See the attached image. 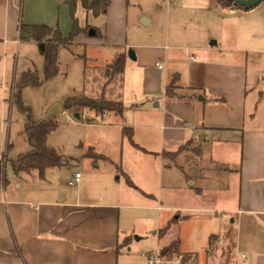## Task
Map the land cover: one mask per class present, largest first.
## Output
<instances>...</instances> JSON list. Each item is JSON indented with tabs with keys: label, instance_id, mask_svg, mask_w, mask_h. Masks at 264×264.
<instances>
[{
	"label": "crops",
	"instance_id": "1",
	"mask_svg": "<svg viewBox=\"0 0 264 264\" xmlns=\"http://www.w3.org/2000/svg\"><path fill=\"white\" fill-rule=\"evenodd\" d=\"M171 5L172 1L170 8ZM229 12L234 14L232 18H237L235 10ZM257 12L254 8L239 13L244 24L242 35H237V21L229 22V29L221 39L218 37L210 44L219 47L215 51L208 46L195 49L200 57L197 58L179 44L169 46V31L161 37L129 31L123 24L121 4L116 0H111L106 15L97 18L87 15L79 5L77 16L81 25L80 18H84L85 23L100 31L102 38L79 36L75 44L80 53L74 56L83 62L84 69L82 92L78 95L105 98L126 106L122 116L104 115L112 116L113 124L102 123L96 127L111 131L114 136L123 134L124 128H132L133 137L137 136L134 140L137 147L130 144L139 152L133 156L134 161L142 164L143 169L149 159L158 162L159 187L157 197L152 195L151 198L157 201L160 197L162 203L172 199L174 190L167 188L163 170L166 175V166L176 161L182 152L197 154L185 150L175 159L167 156L177 153L184 145L201 150L199 161L208 158L212 164L240 166L239 172L238 169L233 172L239 173L238 204L217 212L234 214L238 230L236 251L246 264H264V38L255 42V46L239 44L240 39H255L264 28V14ZM141 19L145 26L154 23L153 18L143 14L139 21ZM22 21L51 27L59 25L64 34L71 30L68 5L60 0H0V80L6 82L9 79L8 52L21 42ZM131 50L134 59L128 56ZM120 54L126 56L125 68L109 79L107 67ZM226 55L234 57L228 59ZM169 84L177 86L182 96H190L189 89L194 88L195 96L168 98L165 90ZM214 96L225 99L226 104L209 103ZM4 102L0 94V129ZM202 132L206 135L203 141L210 135L211 158L207 155L209 149L196 148L193 144L195 136ZM104 156L107 159L98 160L116 163L110 156ZM105 167L98 165L94 170H86V178L82 175L73 186H69L68 181L71 189L67 192L61 189L60 181L49 182V187L32 191L30 198L12 197L5 202L13 231L11 236L0 231V264H119L121 249L118 252L117 245L126 239L121 225L122 209L132 206L123 202L122 194H125L122 192L128 189L122 190L124 185L122 179L116 177V170L106 171ZM55 169H47L44 176ZM201 179L204 184L195 194L199 195L195 202L202 205L206 204L200 201L203 199L219 200L226 193L230 196L238 185L208 188L209 182L204 176ZM138 183L139 187H145L144 178L139 177ZM186 192H177L173 207L157 206L154 210L178 213L184 205H189L185 201ZM142 193L148 194L145 190ZM127 195L131 200V195ZM155 200L143 202L144 206L137 208L151 209L146 205L156 203ZM15 246L21 248L20 257L13 252ZM2 248L10 253L6 254Z\"/></svg>",
	"mask_w": 264,
	"mask_h": 264
},
{
	"label": "rangeland",
	"instance_id": "2",
	"mask_svg": "<svg viewBox=\"0 0 264 264\" xmlns=\"http://www.w3.org/2000/svg\"><path fill=\"white\" fill-rule=\"evenodd\" d=\"M116 3L121 4L123 24L126 28L128 27L129 31H144L155 34L156 37H161L162 34L169 31L171 40V43H168L169 46L179 44L182 48L190 50V56L192 54L197 58L200 57L195 49L208 46L215 51L219 47H211L210 44L217 41L218 37L221 39L222 34L229 29V22L237 21L238 37L243 32L244 24L241 23L239 14L243 11L236 10L237 18H232L234 14L229 12L228 9L220 7L215 0H116ZM80 7L83 8L81 5ZM255 8H257V14H264V1ZM142 14L147 18H153L154 23L145 26L143 19L139 21ZM80 19L83 22L82 25H84V18ZM223 20L226 23H223ZM69 24L72 26L71 21H69ZM256 35L255 39H240L239 44L255 46V42L263 40L264 28ZM81 36L86 37V39L94 38L90 35V32L89 35L82 34ZM208 36H212V38L208 39ZM76 47L77 45L74 44L69 48L60 49V73L58 76L46 81L42 86L26 87L21 93L24 104L31 109L35 120L57 123L56 129L47 138V144L57 148L69 165L64 166L62 169L56 168L54 172H47L44 176L45 179L39 178L36 171L31 174H16L11 166L7 165L5 169L6 183L2 184L0 191L1 234L6 235L5 232H7V235L11 236L13 231L6 215L8 204L5 202L9 199L12 197L19 199L21 196L30 198L29 194L32 191L49 187V182L56 184L60 181L63 186V188H60L67 192L71 189L67 182L72 180L76 172H80L86 178V170H94L95 166L100 165L106 166V171L116 170V177H120L124 185L122 190L128 189L126 192H122L125 194V196L122 194L123 202L128 206H132L122 209L121 225L126 232V237L129 238V242L127 240L128 245L120 250L119 264H148L149 257L159 258V264H180L181 255L172 257L160 255L161 251L167 252L166 248L170 241L174 239L181 241L180 251L182 253L193 254L191 264L221 263L220 246L214 248L213 251L209 250L212 248L209 244V236L221 233L228 222L232 225L235 224L232 222L235 217L234 214L221 213L217 210L231 209V207L238 204L239 182L237 180L239 173L235 174L233 172L236 169L239 172L240 166L238 165V168L232 165L220 166L219 164L210 163L208 158L199 161L201 155L182 152L176 161L166 166V175V170H163L164 176H167L165 181L167 188L174 190L172 199L162 203L160 197L157 198V201L155 198H151L152 195L157 197L159 164L149 159L145 162L143 169L142 164L138 165L134 161L133 156L139 154L138 150L134 148L137 136L132 139L124 134L114 136L113 132H107L96 127L102 123L113 124L111 123L112 116H100L87 108H66L64 106V100L68 96L78 95L82 92L84 69L83 62L74 58V54L80 53ZM226 57L231 59L234 56L226 55ZM7 60L8 82L0 80V94L5 99L0 129V160L4 156L9 160L15 159L19 155L27 154L32 150L25 132L26 115L12 105L10 98L15 78L23 72L36 71L43 80L44 68L43 57L37 44L33 42L21 41L17 46L15 44L13 49L9 50ZM76 114L79 115V118L75 117ZM204 136L206 135L203 132L198 133L193 144L196 148L209 149L207 155L211 158L210 155L213 152L210 147L211 138L208 134L207 140L203 141ZM222 136H224V133ZM124 141L125 144L123 145ZM89 148L96 153L98 151L100 154L105 153L104 155L110 156L116 163L86 157ZM123 155L124 159L122 161ZM237 155L239 157V149H237ZM121 172L125 175H121ZM203 176L209 182L208 188L212 186L217 188L218 185L222 187L230 185L234 188L237 183L238 185L230 196L226 193L219 200L203 199L200 201L206 204L202 205L195 202L199 197L195 194L200 190V186L204 184L201 179ZM218 176H220L219 179ZM230 176L231 179H228ZM139 177L140 179L144 178L145 187L138 186ZM128 179L133 185H130ZM153 179H155V182H153ZM141 189L149 195L143 194ZM180 190L188 193V196L185 197V201L189 204L187 207L184 205L182 207L184 209H181L178 213L170 210L159 211L158 208L154 210L157 206L173 207L178 195L177 192ZM127 194L131 195V200H128ZM193 195L194 198H192ZM154 200L156 203L146 205L151 206V209L137 208V206H144L143 202H153ZM213 203L219 205L216 206ZM209 204L210 208L207 207ZM175 216L183 219L179 224L172 226L170 234L163 239H159V229ZM156 231L157 233H154ZM20 250L19 246H15L13 252L20 257ZM5 253L8 254L10 251L5 250ZM230 264H246V260L235 249V256Z\"/></svg>",
	"mask_w": 264,
	"mask_h": 264
},
{
	"label": "trees",
	"instance_id": "3",
	"mask_svg": "<svg viewBox=\"0 0 264 264\" xmlns=\"http://www.w3.org/2000/svg\"><path fill=\"white\" fill-rule=\"evenodd\" d=\"M61 2L66 3L69 6V14L72 22L71 30L68 34H64L61 27L56 25L51 27L45 24H27L23 21L20 23L19 36L20 41L22 42H33L36 43L39 49L40 54L43 57L44 68H43V80L36 71H27L15 78L13 92L11 94L10 102L12 105L16 106L18 110L25 113L26 123H25V132L27 138L32 147V150L27 154L19 155L15 159H7L5 156L0 160V191L3 183H6L5 179V169L9 164L13 171L16 174L27 173L31 174L32 172H38L39 178H44V173L49 168H61L68 166L69 163H66L64 156L60 151L52 146L47 144V138L49 134L56 129L57 123L55 122H46L43 120H35L31 109L24 104L21 93L26 87H35L42 86L46 81L55 78L60 73V49L69 48L73 46L76 42V39L84 35H89L91 29L95 31V37L102 38V34L96 28L91 26L88 23H85L83 26L80 23V20L77 16L78 6L81 5L86 11L87 15H92L93 17H101L107 14L108 9L111 4V0H60ZM215 2L222 8L229 10H242L236 0H215ZM255 8V7H254ZM253 8V9H254ZM251 10V9H250ZM74 56H76L74 54ZM81 58L84 59V54L81 55ZM126 64V56L124 54L117 55L113 62L107 67L108 78L111 79L115 74L123 72ZM192 91L191 95H179L178 87L174 84H169L165 90V96L168 98H183V97H194L195 89L190 88ZM182 100V99H181ZM209 103H219L221 105L226 104V100L219 98L217 96L211 97ZM64 106L66 108H87L96 112L100 116H104L109 113H115L118 116H122L126 110V106L119 102L108 101L105 98L101 99H92L84 95H73L69 96L64 100ZM123 134L129 139L133 138L132 128H124ZM134 146L137 147L136 144ZM185 150H193L195 153L200 154L201 150L192 149L190 144L182 146L177 153L167 154L170 159H175L176 156ZM87 157L93 159H107L106 156L96 153L89 148L87 152ZM121 174L125 175L121 172ZM118 178V177H117ZM130 185H133L132 182L128 179ZM183 218L175 216L167 221V223L159 229L158 236L159 239H163L168 234H170L172 226L179 224ZM235 224H230L222 229V232L219 234H211L209 236V244L212 247L211 251L217 246H220L221 249V260L219 264H230L232 259L235 256V249L237 247L238 239V230ZM129 238L126 239L117 245L118 252L119 250L128 245ZM181 241L179 239L171 240L167 249V252L161 251L163 257L181 255L180 264H191L193 254L192 253H182L180 251ZM194 263V262H193Z\"/></svg>",
	"mask_w": 264,
	"mask_h": 264
},
{
	"label": "water",
	"instance_id": "4",
	"mask_svg": "<svg viewBox=\"0 0 264 264\" xmlns=\"http://www.w3.org/2000/svg\"><path fill=\"white\" fill-rule=\"evenodd\" d=\"M262 1L264 0H236V2L243 7L246 11H249L250 9L252 10L254 7H256L257 5H259ZM90 35L94 36L95 35V31L93 29L90 30ZM128 56L131 59H134V53L133 51H129L128 52ZM77 118H79V115L76 114ZM232 222H234V219H232Z\"/></svg>",
	"mask_w": 264,
	"mask_h": 264
},
{
	"label": "built area",
	"instance_id": "5",
	"mask_svg": "<svg viewBox=\"0 0 264 264\" xmlns=\"http://www.w3.org/2000/svg\"><path fill=\"white\" fill-rule=\"evenodd\" d=\"M158 67H159V69H162L163 66L162 65H159ZM81 178H82V175L80 173L75 174V177L73 178V180H71V181L68 182V185L69 186L75 185L77 182L80 181ZM148 261H149L148 264H159V262H160L159 258L154 259L152 257H149L148 258Z\"/></svg>",
	"mask_w": 264,
	"mask_h": 264
}]
</instances>
